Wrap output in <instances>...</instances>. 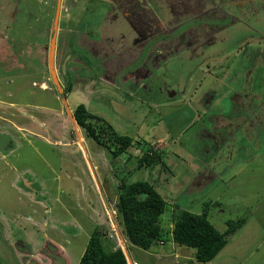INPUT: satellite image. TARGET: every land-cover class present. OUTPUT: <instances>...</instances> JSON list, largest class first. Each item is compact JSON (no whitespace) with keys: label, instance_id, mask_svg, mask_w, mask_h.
<instances>
[{"label":"rangeland","instance_id":"rangeland-1","mask_svg":"<svg viewBox=\"0 0 264 264\" xmlns=\"http://www.w3.org/2000/svg\"><path fill=\"white\" fill-rule=\"evenodd\" d=\"M204 1L201 0L199 6ZM108 2L110 0H62V7L68 8L69 13V17H65L66 23L73 25L72 34L78 33L79 28L81 32H90V27L79 26L84 9H94L92 14L100 16V23L90 33L100 37L93 46L100 52L99 57L103 56L106 61L100 66L90 52L83 49V38L77 42L74 40L82 48L80 55L88 57L83 62L87 68L78 64L70 72V64L68 67L66 61L72 54L68 52L65 56L58 79L65 88L68 85L73 87L66 101L50 69L42 64L43 50L39 56L33 55L27 60L25 74L19 69L17 72L10 68L3 72L0 69V215L4 214L9 220L23 216L35 217L39 221V226L23 225L25 230L30 227L33 232L28 239L16 237V241L20 240V251L21 248H31L30 253L34 256L30 259L33 260L42 256L38 255L40 250L33 251L38 246L46 247L43 252L47 256L56 255L62 247L68 255V264H79L92 232L97 229L103 233L109 250L128 249L135 264H203L197 262L195 249L181 247L170 239L172 217L175 206L199 214L210 203V220L220 232H225L228 224L239 221L242 224L228 238V246L213 262L206 264H264V107L257 110L260 124L250 123L255 130L249 131L248 125L247 135L239 127L243 120H230L228 123L231 124L223 129L218 126L219 120H226L231 115L233 106L241 105L239 88L264 93L261 63L252 62L243 55L245 48L251 54L260 38L255 36L256 32H245L240 26H219L211 35L216 37L211 42L215 44L203 50L201 46L195 55L188 56L184 45L178 46L181 48L177 57L168 63L165 71H156L149 89L144 90L132 85L131 77H125L127 85L121 78L116 80L110 75L131 61L122 52L132 45L131 42L121 43L123 39L136 35L121 20H111L112 16L106 13L110 6ZM154 2L158 7H175L179 0H151L152 9L158 8ZM195 2H189L187 6L192 4L194 7ZM231 4L236 5L230 3L227 7L228 2H223L227 9H231ZM59 5L60 0H0V34H7L9 39L19 38V29L13 21L15 16L22 24H33L37 31L40 30L38 22L43 19L41 25L47 23V26L41 31V42H47L46 30L49 23L55 24ZM213 5L212 0H207V10L202 14L196 9L195 14L171 15L172 21L177 18L173 24L162 23V11L160 16L156 13L154 19L146 22L173 35L174 28L183 22L201 16L208 19L209 15L204 12ZM166 9L171 8H163V11L167 12ZM250 20L253 22L252 18ZM212 21V25H216ZM259 22L253 27L263 31L264 17ZM196 24L197 21L195 24L191 21L183 28ZM248 35V39L236 38ZM174 37L179 41L180 35L174 34ZM31 40L37 41V37L33 36ZM241 41L247 42L243 53L239 51ZM205 52L204 56L201 55ZM227 57L231 67L219 71L221 59ZM64 69L65 74L61 75ZM157 74H160L159 78L165 76V83L162 80L157 82ZM173 77L183 89L182 92L176 91V96L169 94L171 87L166 83L173 85ZM196 94V99L191 102ZM209 94L212 97L209 109L194 104L199 98L204 104ZM241 99L244 101L243 97ZM80 105L108 121L121 135L164 140H158L163 145L157 143L155 147H161L162 161L169 169L164 171L156 166L155 169L132 171L129 180H149L166 200L168 207L162 216L163 232L168 236L165 244L160 242L150 250H144L127 238L117 211L118 186L127 174V167L131 170L136 167V160L127 163L129 156L123 155L114 162L110 153L78 125L74 114ZM230 149L235 150L233 159L227 158L224 162L218 157V161H214L216 152L220 154ZM131 154L141 155L138 150L131 151ZM207 164L216 169V176L205 174L206 178H202ZM193 177L194 184L188 186ZM1 221L7 225L8 231H4V235L16 247L11 231L17 233L20 229L16 225L12 230L8 229L9 221ZM46 239L50 241L45 242ZM23 260V263L19 260L20 264H26V259Z\"/></svg>","mask_w":264,"mask_h":264},{"label":"flooded vegetation","instance_id":"flooded-vegetation-1","mask_svg":"<svg viewBox=\"0 0 264 264\" xmlns=\"http://www.w3.org/2000/svg\"><path fill=\"white\" fill-rule=\"evenodd\" d=\"M87 1H94V0H87ZM201 0H196L195 6L193 7L192 4L191 6H187V3H193V0H179L177 2V6L173 7L172 6H159L157 5V9H152L151 8V0H110L108 2L110 4L109 9H106L107 15L110 14L112 16L111 20L114 22V20H121V22L126 23V27L130 28L131 30L134 31L136 37L131 38V39H123V43L125 42H131V46H129L126 49H123V55H127L128 57L126 59H131V61L125 66L119 69L118 71L113 73L110 72L111 77L116 80L118 78H121V81L124 84L129 85L128 82V77L129 80H131L132 85H135L139 88H142L144 90H148L150 87L151 81H153L151 78L154 77V73L158 71L159 73L161 71H165L166 66L168 65L169 62L173 61V58L177 57V55L180 53L178 50L181 47H178L180 45H184L183 49H187V54L188 56H191L192 54L195 55L197 49H199L201 46L203 49L205 47L214 45L215 43L212 42V38H216L214 35L213 37L211 36L217 29V27L222 26L226 27V25H230V28H236V27H241L245 32L246 30L249 31H255L257 35L256 37L260 38L258 42H256L254 49H252L251 54L248 52V50L244 46V53L243 49L241 52L243 55L248 58L250 61H255L261 63L260 66L263 65L264 63V31L257 30V27H253V22H255L257 19H262L264 17V0H212L214 5L212 6V9L204 12L205 14L209 15V18L207 19L206 16L203 18L201 17H194L193 20H191L194 24L197 21L196 26L189 27L187 26V29H184L183 27L191 22V21H186L181 23L177 28L175 29V32L171 34H167L165 32H162V29L160 26L155 29V27H152L151 24H147V19L151 20L154 19V15L157 13V16L162 15L164 17V25L165 23L173 24L175 20L172 21L170 19L171 15L178 16V15H183L184 13H192L195 14L196 11L198 10L199 12H202L206 9V4L207 0L204 1V4L199 6ZM240 6H239V4ZM223 2L227 3L228 6L230 3H235L238 4V6H234L231 4V9H227V7L223 6ZM189 3V4H190ZM218 4H222L219 5ZM171 8V9H166L167 12L163 8ZM235 7L236 9H233ZM60 9V10H59ZM59 9L57 11V19L55 21V24L51 25L49 23V27L46 30V39L47 42L42 43V34L41 31L42 29H46L47 23L44 24L43 26L41 25L43 22V19H41L38 22V26L40 30H36L35 27L32 25H26L25 23H21V21H17L16 16L13 18V21L17 25L18 30V36L17 38L9 39L7 34H0V69H2V72L7 70L8 68L11 69V71H16L19 69L23 74L27 71V60L31 59L33 55L39 56L41 51L45 52V57L42 59V64L46 66L47 68L50 69L51 71V65H50V56H51V48L53 44L55 45L54 48V54H53V70L55 73V76L58 80V87L62 92L63 98L67 99L68 95L70 93L67 92L68 86L66 88L63 86L62 82L59 81L58 76L60 75V72L62 71L64 64L62 65L63 62H65V56L68 54V52H71V59H68L66 62L67 66L69 67L70 64V69L74 71L76 69L75 65L82 64L83 68H87L86 65L83 64L85 61L84 58L88 59L87 56H81L79 53V50L82 49L81 47L77 46V41L79 39H82V44H83V49L87 50L90 52L92 55L93 59H96L98 64L100 66L105 65L106 61L104 62L103 60L105 59L103 56L99 57L100 52L98 49L93 46L94 42L99 41L100 37H96L95 34H91L94 29V26H97L96 24L100 23V16L97 14H92V10L94 9H84L83 14H81V18L79 21V26H84L86 25L89 28L90 32H81V29L79 28V32L73 34V38L70 39V35H67L68 39L65 38V42H69L68 48L64 47L62 45L63 39L62 36L60 37V33L58 34V25L60 23V18L61 14L65 12V15H68V8H63L62 7V0H60V5ZM100 9V8H98ZM104 9V8H103ZM197 9V10H196ZM216 11V13H214ZM19 12V11H18ZM17 12V13H18ZM16 13V14H17ZM221 14V17L219 15ZM48 16L50 15L49 12L47 14ZM79 16V15H77ZM54 17V16H53ZM250 18H252L253 22H251ZM59 19V21H58ZM216 23V25H212L211 22ZM58 21V23H57ZM62 22V21H61ZM81 22V23H80ZM21 23V25L19 24ZM161 23V25H162ZM57 25V26H56ZM163 26V25H162ZM161 26V27H162ZM4 30V29H3ZM192 30L189 34L187 31ZM17 31V30H15ZM26 33V34H24ZM95 33V32H94ZM175 35H180L178 38L179 41L174 37ZM85 35V37H84ZM166 35V36H165ZM37 37V41H32L31 38ZM123 38H125V35H122ZM253 37V36H252ZM236 38H243V39H248V36H238ZM251 38V37H250ZM76 40V42L74 41ZM211 40V41H210ZM55 42V43H53ZM168 42V43H167ZM206 44V45H205ZM240 46L246 45L247 42L241 41L238 43ZM251 44V43H250ZM205 45V46H204ZM263 45V48H260ZM63 46V47H62ZM194 47V48H192ZM19 48V49H18ZM240 48V47H239ZM15 49V51H14ZM176 52V53H174ZM63 54V57L61 58L60 56ZM70 54V53H69ZM206 52L201 55H205ZM70 56V55H69ZM254 57V60L252 58ZM99 57V59L97 58ZM197 57V56H196ZM180 59H183L182 57H179ZM125 59V58H124ZM193 59V58H190ZM184 60V59H183ZM221 63H219V67L221 70L219 71H224L223 69L228 66L230 63L229 57L221 59ZM222 64V65H221ZM113 66H111L109 69H111ZM231 67V65H230ZM65 69L63 70L64 73H61V75L65 74ZM125 71V72H124ZM217 71V72H219ZM209 74V73H207ZM52 75V71H51ZM127 76V77H126ZM160 74H157V82L159 80H162V83H165V76L160 77ZM53 77V75H52ZM126 77V78H125ZM54 79V78H53ZM151 79V80H150ZM175 83L169 84L168 86L171 87V90L169 91L170 95L176 96V91L181 90L183 91L181 84H178V79H175L173 77L172 79ZM154 83V82H152ZM63 87V90L61 89ZM44 90V87H42ZM241 91H237V93L241 94L240 99H238L241 102V105H236L233 106L234 110L232 111L231 115H228L226 120H219L218 126L219 127H225L230 120L234 119H239L243 120L242 123L239 124L240 128H243L244 131H247V125L251 127L250 123H259L260 121L258 120V115H257V110L262 109V105L260 102H264V97L262 98L263 93L256 91V90H250V88H244L241 87L239 88ZM172 96V97H173ZM196 96H192L191 102L196 99ZM244 98V101L241 98ZM210 100H212L211 94H209V97L207 101L203 104L201 99H197L195 105L206 107L209 105ZM239 107L238 109H235ZM264 112V109H262ZM225 131V130H224ZM215 133V132H214ZM219 135L220 133H215ZM248 132H246L244 135H247ZM215 139V137H213ZM220 146V142L216 143V146ZM217 146V147H218ZM220 149V148H219ZM225 151H223L224 154ZM3 230L0 229V240L4 245V249H0V264H20L18 263L16 254L10 245L3 241ZM24 231L22 230L19 232V236L17 237H23ZM51 251L53 249L50 247ZM40 253L41 250H40ZM58 253V251H57ZM56 253V255L51 254L54 259L59 260L57 263L58 264H63V259L59 257V255ZM50 255V256H51ZM10 256L9 260L8 257ZM82 258V257H81ZM34 258L31 261H35V263H38V261L35 260ZM81 260V259H80ZM11 261V262H10ZM43 263L46 262L45 259L42 260ZM23 263V261H22ZM26 264H28V259L25 260Z\"/></svg>","mask_w":264,"mask_h":264},{"label":"trees","instance_id":"trees-1","mask_svg":"<svg viewBox=\"0 0 264 264\" xmlns=\"http://www.w3.org/2000/svg\"><path fill=\"white\" fill-rule=\"evenodd\" d=\"M259 21L260 19H257L253 23L259 24ZM244 46H240V52ZM260 68L264 70V66ZM67 92L72 93L73 87H68ZM260 104L264 107V102ZM203 108L209 109L208 106ZM74 117L86 134L110 153L114 162L123 155L129 156L127 163L136 160V167L133 170L127 167V174L118 186L117 211L129 241L144 250H150L160 242H168V236L162 228V216L168 207L166 200L149 180H129V173L132 171L155 169L156 166H160L164 171L169 169L162 161V150L155 147L157 143H161L158 140H164H142L121 135L108 121L90 113L85 105L78 106ZM133 150L140 151L141 155L133 156ZM219 157L221 160V153ZM210 206V203L205 205L203 212L199 214L175 206L172 217L170 239L176 245L195 249L197 262L203 264L213 262L219 256L228 246V238L242 224L241 221L228 224V229L220 232L210 220ZM103 238L104 235L99 230L92 232L79 264H128L123 250H109Z\"/></svg>","mask_w":264,"mask_h":264},{"label":"crops","instance_id":"crops-1","mask_svg":"<svg viewBox=\"0 0 264 264\" xmlns=\"http://www.w3.org/2000/svg\"><path fill=\"white\" fill-rule=\"evenodd\" d=\"M65 17H69L68 15H65V12H63L62 14H61V18H60V23H59V25H58V28H57V32H58V34L60 33V37L62 36V39H63V42H62V45L64 46V47H66V46H68V44H69V42H65V38H67L68 39V37H67V35H70V39L71 38H73V34L72 33H70V30H71V26H73L71 23H66V19H65ZM62 21V22H61ZM66 28V29H65ZM65 29V30H64ZM62 46V47H63ZM248 126V125H247ZM251 130H255L252 126L251 127H249V131H251ZM250 140H251V138H250ZM161 145H163L162 144V142H161ZM159 149H161V147L159 148ZM234 151L235 150H227V151H225L224 152V154L223 153H221V160L222 161H224L225 162V160H227V158H229V160H231V159H233L234 158V156H235V153H234ZM216 157L214 158V161L215 162H217L218 161V157H219V154L216 152ZM203 164H205L206 165V163H203ZM205 169H206V171L205 172H202V178H206L204 175L205 174H207L209 177H214V176H216V174H215V171H216V169L214 168V167H212V165L211 164H207V166L205 167ZM194 177L191 179V182H190V184L188 185V186H190V185H193L194 184ZM0 218L2 219V220H7V221H9L8 223H9V226H8V229H13L14 227H15V225L20 229V231H18L17 233H12V231H11V237L15 240V244L17 245L16 247H14L13 246V243H12V241H10V238H6V236L4 235V231L5 232H7L8 230H7V225H6V223H3L2 221H1V219H0V229H4L3 230V241H5L7 244H8V246L10 245V247H12L13 248V250H14V252H15V254H16V257H17V260H18V263L20 262L19 260H22V261H24L23 259L25 258V259H28V264H55V262H58L59 260H54V257L51 255V257L50 256H47V255H45L44 254V252H43V250H44V248H46L45 246L43 247V246H38L37 248H34V250L33 251H35L36 250V252L38 251V250H41V252L42 253H40V251H38V255H42L40 258H41V260H40V258H36L35 260L36 261H38V263H35V261H31L32 259H30V257H33L34 255H32L31 253H30V250H31V248L29 249L28 247H25V249H23V248H21V250L22 251H20V244H19V241L20 240H18V241H16V237L17 236H19V232H21L22 230L24 231V233L22 234L23 235V237H27V239H28V235L29 234H31L32 232H30V227L31 226H33V225H35V226H39V221H38V218H35V217H23V216H21V218H18V216L16 217V218H12V220L10 219L9 220V218H7L6 216H4V214H2V215H0ZM20 219V220H19ZM17 222V223H16ZM46 223V222H45ZM21 225H22V228L24 227V226H30L29 227V229L28 230H25L24 228L22 229V228H20L21 227ZM24 225V226H23ZM43 230H45V228H43ZM33 236V235H32ZM34 236H36V234H34ZM40 236H42V237H47L48 235H46V234H40ZM40 236H38L37 238H39ZM50 240L49 239H46V241L45 242H49ZM3 244V243H2ZM34 246V245H33ZM46 246H47V243H46ZM32 248V249H33ZM2 249H4V245H3V248ZM17 251H19V252H17ZM33 251H32V253H33ZM35 252V253H36ZM62 252V253H61ZM18 253L19 254H22L21 256H18ZM58 255H59V257H61V258H63L64 259V261H63V264H68V262H67V259H68V255L66 254V251H65V249L64 248H62V247H60V252L58 251V253H57ZM69 254V253H68ZM43 259H45L46 260V262L45 263H43L42 262V260ZM51 260V261H50Z\"/></svg>","mask_w":264,"mask_h":264},{"label":"water","instance_id":"water-1","mask_svg":"<svg viewBox=\"0 0 264 264\" xmlns=\"http://www.w3.org/2000/svg\"><path fill=\"white\" fill-rule=\"evenodd\" d=\"M55 43V42H53ZM54 48H55V45L53 44L52 48H51V56H50V65H51V71H52V75H53V78L55 80V83H57L58 85V81L56 79V76H55V73H54V70H53V54H54ZM57 81V82H56ZM75 121V120H74ZM76 122V121H75ZM127 247V246H126ZM125 252V255L127 257V260H128V264H134V262L132 261V257L130 255V252L128 251V249H125L124 250Z\"/></svg>","mask_w":264,"mask_h":264},{"label":"clouds","instance_id":"clouds-1","mask_svg":"<svg viewBox=\"0 0 264 264\" xmlns=\"http://www.w3.org/2000/svg\"><path fill=\"white\" fill-rule=\"evenodd\" d=\"M122 250H123V252H124V249L123 248H121ZM129 251V250H128ZM125 253V252H124ZM127 258V257H126ZM128 261V260H127ZM134 264H135V262H134Z\"/></svg>","mask_w":264,"mask_h":264}]
</instances>
